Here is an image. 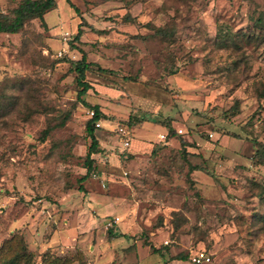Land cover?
<instances>
[{"label":"rangeland","instance_id":"obj_1","mask_svg":"<svg viewBox=\"0 0 264 264\" xmlns=\"http://www.w3.org/2000/svg\"><path fill=\"white\" fill-rule=\"evenodd\" d=\"M71 2L79 14L59 1L48 30L0 35V264L20 238L34 264H165L201 249L264 264V0ZM71 46L112 70L88 74L86 100L108 122L86 181L93 112L63 62L80 56ZM125 127L149 149L132 154Z\"/></svg>","mask_w":264,"mask_h":264},{"label":"trees","instance_id":"obj_2","mask_svg":"<svg viewBox=\"0 0 264 264\" xmlns=\"http://www.w3.org/2000/svg\"><path fill=\"white\" fill-rule=\"evenodd\" d=\"M59 1L62 0H19V2L10 9L9 12H4L0 10V35H19L22 34L29 23L39 21L41 26L48 30V26L45 21V16L55 10L58 7ZM75 9L76 13L79 14V10L72 4L71 0H64ZM126 21H132V18L127 16ZM259 23H262L263 20L259 19ZM93 29V28H92ZM95 30V29H94ZM97 34L101 33L99 30H95ZM83 35L82 24L80 25L79 33L77 39ZM155 35L163 40L169 38L172 33L168 32L166 28H157L155 30ZM72 50L78 51L80 56L76 59L67 57L63 62L70 65V72L75 74V80L78 87V101L87 109L91 110L94 114L87 122L86 132L91 139V145L87 150V153L84 157V165L87 169L88 174L83 178V181L88 179L89 173L94 170V158L93 155L100 152V143L98 137L96 136V125L98 123L108 122V116L102 112L101 107L98 104H92L86 100V97L90 90L93 89V85L88 81V74L98 73L106 74L111 73L112 70L105 69L100 66L97 62L90 61L87 53L84 50H81L78 47L71 46ZM175 71H172L171 74H174ZM136 121V122H135ZM149 123L148 121H141L134 118L130 119L128 126L134 125V127H140L144 124ZM101 127V124H100ZM133 127V128H134ZM165 128L168 130V137H173L176 133L174 128L170 124L166 125ZM126 131L130 134V129L125 127ZM50 133V129L44 131V136L46 137ZM184 147L190 146L188 143L181 141ZM259 152V150H257ZM257 152V153H258ZM192 170L201 171V168H193ZM114 236V231H108V239L111 240ZM146 247L149 248L151 253L158 254L163 256L161 248H156L150 242H146ZM19 249V250H18ZM18 252L8 258L5 264H34L33 255L29 251L28 245L24 242L22 238L18 240L15 252ZM206 250V249H203ZM207 251V250H206ZM210 253V252H209ZM192 255V254H191ZM190 256L179 255L171 257L169 262L165 264H171L173 261H190ZM42 264H61L60 260L52 258L49 260V257L45 255L44 261Z\"/></svg>","mask_w":264,"mask_h":264},{"label":"built area","instance_id":"obj_3","mask_svg":"<svg viewBox=\"0 0 264 264\" xmlns=\"http://www.w3.org/2000/svg\"><path fill=\"white\" fill-rule=\"evenodd\" d=\"M92 114H94V113H92ZM97 126L99 127L100 124H97ZM119 133L122 136L121 138H122L123 144L126 147H128L130 145V138L128 136L129 133L124 128H120ZM160 137L163 140L165 139L164 135H162ZM190 262H192L193 264H217L213 255L211 253H209L208 251L203 250V249L193 252L191 257H190Z\"/></svg>","mask_w":264,"mask_h":264},{"label":"crops","instance_id":"obj_4","mask_svg":"<svg viewBox=\"0 0 264 264\" xmlns=\"http://www.w3.org/2000/svg\"><path fill=\"white\" fill-rule=\"evenodd\" d=\"M154 125V124H153ZM157 126V125H156ZM134 128H140V127H134ZM142 128V127H141ZM167 132V131H166ZM165 132V133H166ZM164 133V134H165ZM163 134H160V135H158L157 136V138H159L160 136H162ZM165 136V135H164ZM160 139H161V137H160ZM137 140H139L138 142L139 143H136L135 141H137ZM136 140V138L135 139H133L132 140V144L131 145H129L128 147H127V149L129 148V147H131L132 145H133V149L132 150H130V152L133 154V153H136V152H138V151H143V150H147V149H149L148 147H149V145H148V143H146L145 142V140H148V141H151L152 140V138H148V139H137ZM166 140V137H165V139L163 140V139H161V141H165ZM168 145V144H167ZM125 146V145H124ZM126 147V146H125ZM151 149V148H150ZM121 237V236H120ZM121 238H127L126 237V235H124V236H122ZM175 262H178V261H173V262H171V264H176Z\"/></svg>","mask_w":264,"mask_h":264}]
</instances>
